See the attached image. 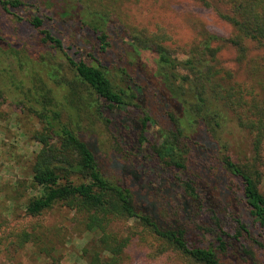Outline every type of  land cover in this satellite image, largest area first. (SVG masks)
I'll return each mask as SVG.
<instances>
[{"label":"trees","instance_id":"16d2710c","mask_svg":"<svg viewBox=\"0 0 264 264\" xmlns=\"http://www.w3.org/2000/svg\"><path fill=\"white\" fill-rule=\"evenodd\" d=\"M69 1L0 0L2 20L21 25L22 40L7 41L0 25L9 49L1 55L13 51L17 66L16 73L0 69L11 84L1 82L0 100L15 94L13 104L42 126L32 135L41 146L31 168L39 195L25 204L26 214L38 218L60 205L85 218L88 231H100L89 264H126L131 236L115 232L120 221L149 231L157 241L150 256L264 264L260 177L221 138L231 115L264 166V97L226 72L220 58L230 44L237 61H247L246 41L264 51V0H198L236 34L184 44L165 29L131 26L104 5ZM31 10L37 14L28 16ZM98 123L108 130V149L89 134ZM0 229L1 258L9 246ZM14 236L13 248L32 235Z\"/></svg>","mask_w":264,"mask_h":264},{"label":"rangeland","instance_id":"374dc122","mask_svg":"<svg viewBox=\"0 0 264 264\" xmlns=\"http://www.w3.org/2000/svg\"><path fill=\"white\" fill-rule=\"evenodd\" d=\"M87 1L93 10L102 9V5L107 10L110 8L131 26L152 32L165 29L180 44L200 37L202 39L207 34L223 38L236 34L235 29L221 19L213 8L198 0ZM208 1L215 3V0ZM73 2L69 1L71 5ZM34 14H37L34 10L27 12L28 16ZM3 20L0 15L2 37L14 45L21 44V25L17 24L18 29H15L9 20ZM0 43V69L9 65L16 73L17 66L13 67L14 58L11 55L15 53L10 51L1 55L9 49L7 44ZM245 44L250 52L248 60L243 63L237 61L238 51L234 46L229 44L223 48L220 58L224 70L235 74L236 80L245 86H255L258 94L264 97V51L255 50V44L251 41ZM34 58L39 59L37 54ZM2 79L0 74V84L11 85ZM16 99L15 94L11 93L7 100H0V224L6 227L3 239L9 246L1 256L0 264H89V257L95 251L94 240L100 236V231H88L85 218L60 205L38 218H32L25 212V204L39 195V191L31 186V168L41 146L32 139V135L42 126L34 115L13 104ZM90 127L89 134L96 135L103 149H108L111 143L108 130L99 123ZM221 138L230 147L234 159L250 169L256 181L260 177L259 188L264 194V166L254 160L250 135L237 127L231 115H228ZM114 230L122 236H131L126 250V264H180L171 252L159 257L150 256L157 241L135 221H120L115 224ZM19 232H28L32 236L24 246L16 243L13 248L11 241H17L14 235Z\"/></svg>","mask_w":264,"mask_h":264}]
</instances>
